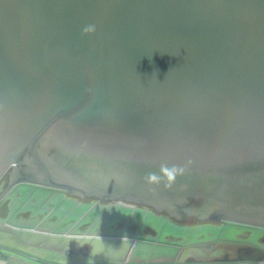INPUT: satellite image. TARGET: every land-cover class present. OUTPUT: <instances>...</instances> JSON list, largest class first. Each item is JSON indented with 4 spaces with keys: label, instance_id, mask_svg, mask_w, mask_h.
I'll return each mask as SVG.
<instances>
[{
    "label": "water",
    "instance_id": "95a60500",
    "mask_svg": "<svg viewBox=\"0 0 264 264\" xmlns=\"http://www.w3.org/2000/svg\"><path fill=\"white\" fill-rule=\"evenodd\" d=\"M6 176L264 229V0H0Z\"/></svg>",
    "mask_w": 264,
    "mask_h": 264
},
{
    "label": "crops",
    "instance_id": "0c3cea01",
    "mask_svg": "<svg viewBox=\"0 0 264 264\" xmlns=\"http://www.w3.org/2000/svg\"><path fill=\"white\" fill-rule=\"evenodd\" d=\"M64 198L27 183L0 197V264H248L244 254L264 250L257 228L202 224L189 238L157 214L128 207L88 218L87 203Z\"/></svg>",
    "mask_w": 264,
    "mask_h": 264
},
{
    "label": "rangeland",
    "instance_id": "374dc122",
    "mask_svg": "<svg viewBox=\"0 0 264 264\" xmlns=\"http://www.w3.org/2000/svg\"><path fill=\"white\" fill-rule=\"evenodd\" d=\"M5 181H6V177L0 182V190H3ZM57 195H59V194H57ZM63 197H65L64 199L67 198L66 201L69 199V201L72 202V204H73L74 201H82V202L87 203L88 211L92 212V214H93L90 217L88 216V218H98V219L109 218V216L111 214H113L115 212L121 214V212H125L126 210H128L127 208L129 207L130 209L132 208V209L143 210V211H145V213H148V214H151V215L152 214L153 215L157 214L158 216L160 215V217L168 218V222H170V224L171 223L174 224L175 225V227H174L175 229L176 228L177 229H181L182 230V235L187 236L189 238H191V236L189 234H192V238H193L194 234L196 233V229L202 228V224H195V225H193L191 223H185L184 224V223L178 222V221H176L174 219H170L164 213H160V214L156 213L153 209H150L148 207H138V206H133V205H126V204H123V203L109 204V205L108 204H99L97 202V200H95L94 198H90V199H76V198L68 197L65 194H63ZM22 200H21L22 201L21 204H25L26 206L30 205V203H29L30 200H27L26 198H24ZM42 201H46V199H43ZM50 204H53V202L50 203ZM228 224L235 225L233 223H228ZM242 226L246 227V228H250V227L245 226V225H242ZM172 229H173V227H170V225H169L168 230L172 231ZM260 232L264 233V229H260Z\"/></svg>",
    "mask_w": 264,
    "mask_h": 264
},
{
    "label": "flooded vegetation",
    "instance_id": "af4514ba",
    "mask_svg": "<svg viewBox=\"0 0 264 264\" xmlns=\"http://www.w3.org/2000/svg\"><path fill=\"white\" fill-rule=\"evenodd\" d=\"M5 178V177H4ZM7 184H8V176H6V181H5V183H4V189L6 188V186H7ZM66 195V194H65ZM68 197H72V198H76V199H81L80 197H77V196H73V195H67ZM91 198H94L95 200H97V202L99 203V204H118V203H123V204H126V205H133V206H138V207H148V206H145V205H137V204H134V203H131V202H125V201H122V200H108V201H100V200H98L96 197H91ZM193 204H195L196 206H195V208L197 209V211H199L200 209H201V203L199 202V203H196L195 201H193ZM148 208H150V207H148ZM150 209H152V208H150ZM156 212V211H155ZM156 213H164L165 215H167V217H169L170 219H173L172 217H170V215H168V213L166 212V211H162V212H156ZM213 216H217L216 214H212V217ZM175 220V219H174ZM176 221H178V220H176ZM179 222V221H178ZM181 223H191V222H189V221H181ZM191 224H193V225H195V224H219V223H213V222H210V221H206V222H198V223H191ZM221 224H228V223H221ZM248 227H251V226H248ZM253 228V227H252ZM254 228H256V227H254ZM257 229H263V228H257ZM262 241H264V237L261 239Z\"/></svg>",
    "mask_w": 264,
    "mask_h": 264
},
{
    "label": "clouds",
    "instance_id": "9594fccd",
    "mask_svg": "<svg viewBox=\"0 0 264 264\" xmlns=\"http://www.w3.org/2000/svg\"><path fill=\"white\" fill-rule=\"evenodd\" d=\"M92 30H93V29H92L91 27H87V28L84 29V32H85V33H88V32H90V31H92ZM162 171L165 173V175L168 176V178H169L170 180L173 178L172 173L169 172L168 169L165 168V169H162ZM150 179L155 180L156 177L153 175V176L150 177Z\"/></svg>",
    "mask_w": 264,
    "mask_h": 264
}]
</instances>
